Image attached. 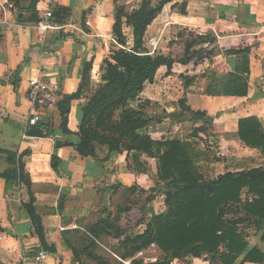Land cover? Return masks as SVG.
<instances>
[{
	"label": "crops",
	"instance_id": "crops-1",
	"mask_svg": "<svg viewBox=\"0 0 264 264\" xmlns=\"http://www.w3.org/2000/svg\"><path fill=\"white\" fill-rule=\"evenodd\" d=\"M139 2L54 0L51 23L58 29L42 35L38 30L43 11L40 0H0V174L11 167L7 158L15 155L17 160L21 156L29 183L26 186L0 177V264H33V255L40 248L50 251L48 264H91L90 245L80 248L77 241L82 239L87 244L91 239L97 243L89 233L92 226L117 212L133 220L138 207L136 223L125 225L133 238L145 231L151 217L165 212L164 196L151 182L149 167L151 162L156 166L155 159L142 156L144 168L140 170L133 160L135 153L110 152L104 146L95 148L94 157H83L77 151L82 109L101 84L110 46L119 47L112 34L115 5L124 6L130 13L139 8ZM8 4L14 9H4ZM183 32L215 38L213 44L197 48L206 50L202 59L194 57L188 64L178 62L175 52L181 46L177 42L184 45L187 40H183ZM122 33L128 38L126 46L133 47V30L124 19ZM152 38L158 40V46L151 55L170 56L176 62L169 74L166 67H160L154 82L147 84L140 95L142 101L148 102L147 113L156 119L144 132L153 140L185 142L194 162L198 159L199 166L204 164L201 166L205 172L200 174L206 181L226 172L245 170L240 166L251 160L241 150L257 153L258 167H264L260 152L244 147L236 137L242 118L255 117L264 127V0H172L147 27L144 45ZM244 49L248 50L249 68L246 96L206 95L211 77L234 73L237 59L227 52ZM84 73L86 88L70 102L64 126L58 106L64 97L80 91ZM38 78L50 91L36 111L42 121L39 128L26 129L33 111L29 82ZM181 109L205 113L211 119L207 125L212 127L214 143L223 150L221 155H226L221 164L212 163L208 168L205 160L197 158L193 138H183L186 125L179 118ZM172 113H178V119L171 118ZM165 130L167 136L175 132L176 136L165 138ZM53 157L60 162L59 174L51 168ZM205 173L210 177L206 178ZM157 192L152 203L147 201ZM135 194L140 196L137 204L126 202ZM31 203L39 232L23 207ZM248 227L240 225L244 231ZM263 230L264 227L254 232L247 229L245 236L249 249L257 248L264 256ZM141 253L145 264L158 250L151 245ZM242 258L235 264H240ZM169 264L221 263L216 257L202 255Z\"/></svg>",
	"mask_w": 264,
	"mask_h": 264
},
{
	"label": "trees",
	"instance_id": "trees-1",
	"mask_svg": "<svg viewBox=\"0 0 264 264\" xmlns=\"http://www.w3.org/2000/svg\"><path fill=\"white\" fill-rule=\"evenodd\" d=\"M171 2L159 0L157 6L152 7L149 0H140L139 8L129 14L124 6L116 5L112 34L121 49L110 46L101 84L91 93L82 109L77 151L83 157H94L97 146H104L110 152H133L136 154L133 156L135 166L140 170L144 168L141 156L156 160V178L162 186L160 193L164 196L166 210L151 217L142 234L124 239L130 250H125L122 259L131 258L154 245L158 250L156 264H169L187 257L200 258L202 255L216 257L221 264H235L242 256L240 264L264 263V256L257 248L249 249L240 228L241 224L252 225L257 231L264 227V167L226 172L206 181L185 142L178 139L153 140L144 132L156 119L147 113L148 102L142 101L140 95L147 84L154 82L160 67H166V74H169L176 61L170 56L150 55L143 37L147 27ZM123 19L133 30L134 45L131 49H127L122 33ZM214 40V37L189 33L184 55L178 62L188 64L194 57L202 59L206 50L197 48L205 43L213 44ZM227 54L237 59L234 73L211 77L205 94L244 97L248 89V50H231ZM85 81L86 73L80 91L64 97L58 106L64 126L69 104L86 88ZM186 111L190 113L192 122L202 124L196 129V134L211 122L205 113ZM181 117L182 113L179 114ZM41 123L31 128H39ZM236 137L244 147L259 151L264 158V127L257 118L240 119ZM7 159L11 167L0 177L18 180L28 186L21 156L17 160L15 155ZM59 163L57 158H52L51 168L57 174L60 173ZM23 207L32 223L37 224L39 232L41 229L32 203ZM58 210H61V203ZM229 212L240 217L231 219L227 217ZM109 217L90 228L89 233L95 240L104 230L116 229L117 223L110 222ZM121 235L117 231L114 238L119 239ZM133 263L142 264L138 261Z\"/></svg>",
	"mask_w": 264,
	"mask_h": 264
},
{
	"label": "rangeland",
	"instance_id": "rangeland-1",
	"mask_svg": "<svg viewBox=\"0 0 264 264\" xmlns=\"http://www.w3.org/2000/svg\"><path fill=\"white\" fill-rule=\"evenodd\" d=\"M149 1L151 2V6L152 5L155 6L158 3L157 0H149ZM116 5H115V7H116ZM131 5H129V8H128V10H130V11H131ZM139 5H140V2L138 4V7H139ZM117 6H119V5H117ZM134 10H136V9H134ZM125 12L126 13H129V12H127L126 8H125ZM125 34H127V31L126 30H125ZM188 37H189V33L188 32H183V40L184 39H188ZM125 38L128 41L127 36H125ZM177 43H178L179 47L180 46L181 47L179 48V50H177L175 52L176 53V59H180L178 57L183 55L184 45H183V42H181V41H178ZM131 48H132L131 46L130 47L127 46V49H131ZM117 49H121V48L118 47ZM146 110H148L147 107H146ZM181 112H182V121H183L184 125H186V127H185L186 133L183 134V138L184 137H186V138L192 137L193 138L194 144L197 145V148H196L197 149V152L196 153L198 154V156H197V154L195 156H197V158L198 157H201L203 160H205V162L208 164L207 165L208 168H209V165L212 164V163H216V162L218 163L219 162L221 164L222 159H225L226 158V155L222 156L221 153L223 152V150H219V146H217L214 143L215 141L213 140L214 136L211 133V131H212L211 125L203 126L202 131H200L199 133L196 134L195 131H196V129H199L201 127V124L200 123H194V122H192V118L190 116V113L188 114V112L186 111V109H181ZM151 125H153V124H151ZM172 125H173V123H172ZM170 130H171V128H170ZM170 130H169V132H170ZM174 131L175 130H172V132H174ZM163 132H164L163 134L165 135L164 136L165 138H167V137L168 138H171L172 136H176V132L173 133V135L169 134L168 136L165 134L166 133V130L163 131ZM152 136L154 138H156V139H158V137H159V135L158 136L152 135ZM241 153H245L247 159L248 160H251V161L249 163L245 164L244 166H240V168L250 169V168L258 167V161L256 160V159H258V154L257 153L251 155V154H249L248 151L246 152V151H243V150H241ZM144 157L147 158L146 156H144ZM142 161H143V159H142ZM197 161H198V159H196V162H195L196 164H198ZM152 163L153 162H151V166L149 167V169H150V171L152 173V176H153V179H151V182H152V185L156 187L155 190L158 189L159 192H160V189H162V186L156 182L157 181V178H156L155 173H154V171H157L156 170L157 169V166L153 165ZM201 165H204V164L201 163L200 166H199V164L197 165L198 171L199 172H205V170L203 169V167ZM210 169L211 170L212 169L214 170V168H210ZM207 171H208V169H207ZM207 171H206V173H207ZM220 172H224V171L221 170ZM206 173H205L206 178H209L210 175H207ZM159 192L156 193V196L151 195L147 199V201H149L150 203H152L153 200L156 197H158V193ZM130 199H127L126 202L129 201L130 204L131 203L137 204L138 200H140V196L138 197L135 194ZM135 209H136V212H133V215H135V217L133 218V220H129L127 218L130 215L127 214L125 216L121 212L120 213L117 212V215L116 216L114 215L115 217L113 216V214H111L110 217H109L110 218L109 221L110 222L117 223V225H115L116 229H113L112 231H109V232H107L108 230H104V232L102 233V235H100L99 239H97V241H98L97 243H95L91 239L90 240L88 239L87 244H85L86 241H83L82 239L79 240V241H77V245L80 248H82V247L84 248L86 245L87 246L90 245L89 248H88L89 249L88 251L91 253L90 258H89L90 261H91L90 262L91 264H134L133 263L134 261H138V262H141L142 264H144V261H143L142 257H138L137 254L134 255L131 258H128V259H122L121 258L122 255L125 254V250L126 249L130 250L129 245H126V243H124V241H125L124 239L126 237L131 238L129 236V233H128V227H125V225L126 226H129L131 223H136V221L138 219L137 217L139 216V214L137 212L139 210V208L136 207ZM227 217H229L231 219H236V218L240 217V215H236L234 212H229ZM122 219H124V221H123V225L124 226L121 227L120 226V222H121ZM126 221L129 222V223H127ZM131 221H133V222H131ZM248 226H249L247 228L248 231L254 232V230H256V228L254 226H252V225H248ZM117 228H119V229L117 230ZM241 229H242V232L244 233V235H248L247 232H246L247 229L245 231L243 230L244 228H241ZM117 231L122 234L121 237L119 239H117L116 241L115 240H112L111 238L114 237V235L116 234ZM151 255H153V256H151ZM151 255L149 257L150 260L146 261L145 264H147V263L156 264L157 263V261H158L157 260V255L156 254L154 255L153 253H151Z\"/></svg>",
	"mask_w": 264,
	"mask_h": 264
},
{
	"label": "built area",
	"instance_id": "built-area-1",
	"mask_svg": "<svg viewBox=\"0 0 264 264\" xmlns=\"http://www.w3.org/2000/svg\"><path fill=\"white\" fill-rule=\"evenodd\" d=\"M40 3L43 5L42 11V23L38 27L39 32L43 35L48 30H56L58 27L51 23L53 18V5L54 0H40ZM4 9H14L12 4H8L4 6ZM89 25V23H87ZM158 46V40L155 38L149 39L147 41V45H145L147 51L151 55L154 53ZM50 91L48 85L43 82L41 79L31 80L29 82V99L32 104L33 111L31 112L30 116L27 119L26 129H30L38 125L41 121L39 114L36 113L38 106H41L44 103V95ZM51 253L47 249H38L32 258L33 264H48V259ZM138 257L142 256L140 252Z\"/></svg>",
	"mask_w": 264,
	"mask_h": 264
},
{
	"label": "water",
	"instance_id": "water-1",
	"mask_svg": "<svg viewBox=\"0 0 264 264\" xmlns=\"http://www.w3.org/2000/svg\"><path fill=\"white\" fill-rule=\"evenodd\" d=\"M84 38L86 40L87 37H84ZM170 117L173 119H178V113H172V114H170Z\"/></svg>",
	"mask_w": 264,
	"mask_h": 264
}]
</instances>
